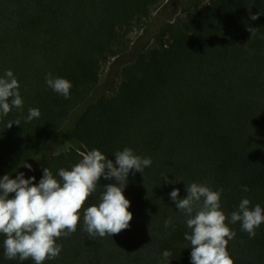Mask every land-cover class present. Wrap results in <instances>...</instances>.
Instances as JSON below:
<instances>
[{
	"label": "trees",
	"instance_id": "trees-1",
	"mask_svg": "<svg viewBox=\"0 0 264 264\" xmlns=\"http://www.w3.org/2000/svg\"><path fill=\"white\" fill-rule=\"evenodd\" d=\"M164 1L0 0V76L11 69L23 99L0 117V178L23 172L38 183L44 167L58 178L92 149L114 163L125 147L152 159L143 174L129 172L127 229L90 237L81 213L75 233L57 240L60 255L43 264H167L164 250L172 253L169 264H191L184 239L191 230L170 193L178 188L184 198L192 182L223 188L234 264H264V223L254 238L241 222L230 223L242 198L264 208V0L196 2L161 25L155 46L146 36L132 42ZM108 63L120 83L100 91ZM49 72L71 81L69 98L48 87ZM32 107L41 115L26 122ZM64 144L68 150L57 153ZM108 183L114 178L102 176L83 207L98 203ZM5 238L0 264H34L6 259Z\"/></svg>",
	"mask_w": 264,
	"mask_h": 264
},
{
	"label": "clouds",
	"instance_id": "clouds-1",
	"mask_svg": "<svg viewBox=\"0 0 264 264\" xmlns=\"http://www.w3.org/2000/svg\"><path fill=\"white\" fill-rule=\"evenodd\" d=\"M259 14H252L251 20ZM251 36L255 27L247 29ZM46 84L65 99L70 97L72 83L62 77L53 78L49 72ZM19 81L13 71L8 69L0 76V117L7 116L12 108H22L23 99L19 92ZM41 115L39 108H29L26 122ZM19 120L9 122L7 127ZM115 163L99 149H92L71 169L60 168L57 176L47 167L43 176L34 183L35 176L25 178L20 172L15 178L5 174L0 178V234L3 240L4 257L9 260H32L34 264H43L46 260L57 258L62 251V244L57 240L75 233L83 216L84 231L90 237L101 238L119 234L129 227L133 213L129 211L131 201L124 195L129 172L144 173L152 164L151 157H141L130 147H125L115 154ZM23 166L32 170V165ZM114 178L115 183L103 185L104 191L98 203L87 208L84 204L96 191L100 178ZM163 179L168 183L167 177ZM249 191L247 186L243 187ZM179 189L174 188L170 198L175 207L186 217L190 234L184 239L190 242L191 264H234L228 251V243L236 233L229 226V219L221 207L223 188L213 190L206 183L192 182L186 185L187 195L179 198ZM10 194L11 195L10 197ZM251 201L242 198L238 209L230 214V223L241 222V229L250 238L256 235V229L264 223V208L260 204L250 207ZM172 219L164 221L168 228ZM170 250H164L162 257L169 264Z\"/></svg>",
	"mask_w": 264,
	"mask_h": 264
},
{
	"label": "rangeland",
	"instance_id": "rangeland-1",
	"mask_svg": "<svg viewBox=\"0 0 264 264\" xmlns=\"http://www.w3.org/2000/svg\"><path fill=\"white\" fill-rule=\"evenodd\" d=\"M208 1L209 0H165L160 5V7L152 14V16L144 22L143 28H136L132 32V42L135 43L139 38L146 36V40H149L148 42L151 43L150 45L155 46L156 40L153 38L158 33L163 23H166L168 21L173 22L177 18L184 16L187 10L195 8L196 2H200L201 6H204ZM134 52L135 47L132 53ZM111 63H108L101 72L100 91H110L115 88L117 89V87L119 86L120 77H118V75L113 72ZM68 148L69 145L64 144L58 148L57 153L67 151Z\"/></svg>",
	"mask_w": 264,
	"mask_h": 264
}]
</instances>
